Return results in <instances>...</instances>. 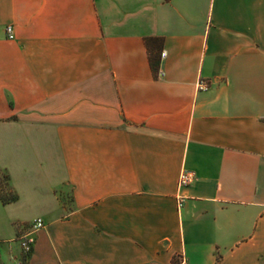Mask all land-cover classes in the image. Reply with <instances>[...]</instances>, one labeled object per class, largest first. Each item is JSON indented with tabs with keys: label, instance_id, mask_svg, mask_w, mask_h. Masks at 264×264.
<instances>
[{
	"label": "crops",
	"instance_id": "1",
	"mask_svg": "<svg viewBox=\"0 0 264 264\" xmlns=\"http://www.w3.org/2000/svg\"><path fill=\"white\" fill-rule=\"evenodd\" d=\"M0 170V264H264V0H0Z\"/></svg>",
	"mask_w": 264,
	"mask_h": 264
},
{
	"label": "built area",
	"instance_id": "2",
	"mask_svg": "<svg viewBox=\"0 0 264 264\" xmlns=\"http://www.w3.org/2000/svg\"><path fill=\"white\" fill-rule=\"evenodd\" d=\"M5 33L8 39H11V31L9 27H6ZM164 56V52L161 51L160 57ZM158 76H161V73H158ZM198 88L205 89L208 85L205 82H198ZM194 175L190 171L182 170L180 171L177 181H176V195H175V203L176 207L179 209L182 207L184 201L186 200V196L184 194V190L192 183ZM44 224L40 219H35L31 222L28 231L21 236L17 241L20 248V253L22 255V260L17 261L16 264H22L29 254L31 253L33 246V234L39 229L43 228ZM182 264V262L180 263Z\"/></svg>",
	"mask_w": 264,
	"mask_h": 264
},
{
	"label": "rangeland",
	"instance_id": "3",
	"mask_svg": "<svg viewBox=\"0 0 264 264\" xmlns=\"http://www.w3.org/2000/svg\"><path fill=\"white\" fill-rule=\"evenodd\" d=\"M10 196L9 187L5 178V174L0 170V200Z\"/></svg>",
	"mask_w": 264,
	"mask_h": 264
},
{
	"label": "trees",
	"instance_id": "4",
	"mask_svg": "<svg viewBox=\"0 0 264 264\" xmlns=\"http://www.w3.org/2000/svg\"><path fill=\"white\" fill-rule=\"evenodd\" d=\"M5 178H6V181H7V177H6V175H5ZM7 184H8V183H7ZM8 187H9V186H8ZM9 191H10V196L7 197V198H5V199H1V200H0V202H1L2 204L9 203V202L13 201V200L16 198L15 194L13 193V191L11 190L10 187H9Z\"/></svg>",
	"mask_w": 264,
	"mask_h": 264
}]
</instances>
